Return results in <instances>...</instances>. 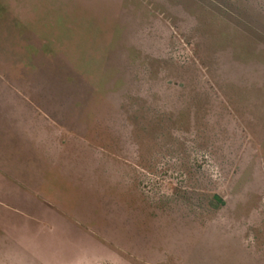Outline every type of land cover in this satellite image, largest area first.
I'll use <instances>...</instances> for the list:
<instances>
[{"label": "rangeland", "instance_id": "rangeland-1", "mask_svg": "<svg viewBox=\"0 0 264 264\" xmlns=\"http://www.w3.org/2000/svg\"><path fill=\"white\" fill-rule=\"evenodd\" d=\"M4 119L0 264H264V0H0Z\"/></svg>", "mask_w": 264, "mask_h": 264}, {"label": "crops", "instance_id": "crops-1", "mask_svg": "<svg viewBox=\"0 0 264 264\" xmlns=\"http://www.w3.org/2000/svg\"><path fill=\"white\" fill-rule=\"evenodd\" d=\"M11 100L13 99L11 98ZM7 101H9V99H7ZM2 102H6V101H2ZM7 105L9 106L12 104L10 103L8 104L7 102L5 107ZM7 111L9 113V110ZM14 119L16 122L19 123V127L20 125L22 126L21 128H19L18 126L15 127L13 125L4 124L8 122H13ZM14 119H11L9 121L5 119L0 120V126L3 127V124H4L5 125L4 127H6V129L2 130L6 133L1 134V136L9 135L10 131H14V130L18 131L16 130L18 128L19 130H22L24 127L23 125L25 123H27L26 125H28L29 122L31 121L34 122L36 118L34 114L30 115L26 113V114H19ZM24 119L25 120L27 119V121L29 122L24 121ZM14 134L15 133H13V135ZM19 154L16 155V159H15L16 161L19 160L18 156L22 155L21 152H19ZM11 161L9 160L7 156H5V154H3V151L0 150V205L4 206V208L2 209L3 211L0 210V217H2L0 218L1 235L2 233L7 232L4 228L6 226L11 225L10 219L14 215L15 217H19V218L23 217L21 213H17V211H15L14 209L20 212L26 213L27 211H29V207L31 208L30 210H37L40 208V205H41L40 204L41 201H39L38 199H33L31 201L27 199V196L30 194L29 191H27V188H29V186L32 185L31 180H34L35 177H38L35 169L31 167L33 174L31 175V177L29 176L27 177L29 179H25V177H23V174H22V170L24 169V167L20 166L21 165L20 163L17 164L18 166L16 165L17 167H13L14 164L10 166L9 163H11ZM11 204H16L17 207L13 209ZM5 240L6 239L4 237H0V255L2 256V259L0 260H7L6 255H8L9 250L12 248L10 243L5 242Z\"/></svg>", "mask_w": 264, "mask_h": 264}, {"label": "trees", "instance_id": "trees-1", "mask_svg": "<svg viewBox=\"0 0 264 264\" xmlns=\"http://www.w3.org/2000/svg\"><path fill=\"white\" fill-rule=\"evenodd\" d=\"M38 54H40V52L38 51ZM57 84H59V81L58 82H56ZM36 92V91H35ZM38 99H42V100H44V98H38ZM33 101H37V103L38 104H40V102H39V100H37V99H33ZM41 105V104H40ZM209 207H210V209H213V210H215V209H217V208H219V207H222L223 205H224V202L221 200V199H219V198H217V196L215 195V194H213L210 198H209Z\"/></svg>", "mask_w": 264, "mask_h": 264}]
</instances>
